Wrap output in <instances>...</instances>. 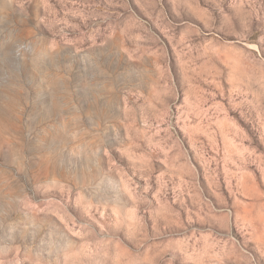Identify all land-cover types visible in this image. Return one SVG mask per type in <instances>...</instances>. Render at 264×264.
<instances>
[{
	"label": "rangeland",
	"instance_id": "374dc122",
	"mask_svg": "<svg viewBox=\"0 0 264 264\" xmlns=\"http://www.w3.org/2000/svg\"><path fill=\"white\" fill-rule=\"evenodd\" d=\"M0 264H264V0H0Z\"/></svg>",
	"mask_w": 264,
	"mask_h": 264
}]
</instances>
